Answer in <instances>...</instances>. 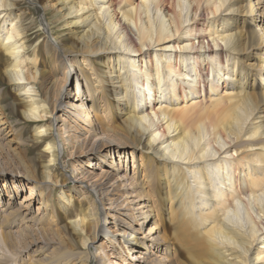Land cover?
<instances>
[{"label": "bare ground", "instance_id": "obj_1", "mask_svg": "<svg viewBox=\"0 0 264 264\" xmlns=\"http://www.w3.org/2000/svg\"><path fill=\"white\" fill-rule=\"evenodd\" d=\"M53 1H42V8L63 20L65 31L53 43L62 57L68 58L69 67L61 71L54 63L52 79L44 75L46 83L36 90L34 84L41 70L35 58L25 52L22 20L20 14L13 13L17 1L0 0V51L10 58V67L1 70L0 76L12 85L23 119L33 123L31 141L34 145L44 142L40 153L46 156L42 164H35L27 159L25 150L9 156L10 166L0 165L4 180L24 183L30 190L23 197L27 209L36 200L35 195L41 198L38 215H21L23 228L34 227L30 231L36 232L52 222L47 208L50 185L57 183L52 167L61 163L53 134L55 122L61 121L59 113L73 116L71 122L91 124L92 143L85 151L80 132L69 140V148L79 146L85 157L93 155L96 160L94 156L102 151L106 152L101 158L109 157L114 147L126 146L130 151L146 150L153 161L137 163L138 174L142 165L145 168L143 178L132 189L135 175L127 177L118 162H111L113 166L98 173L109 181L113 178V182L125 179L130 186L119 184L121 190L129 189V193L124 192L128 200L113 202V198H106L104 183L96 189L93 183L97 178L90 181L92 167L91 171L76 169L75 180L74 171L63 177L78 182L75 192L79 196L93 193L97 197L91 198L100 204L96 220L90 208L79 207L80 212L68 222L79 238L81 251L71 248L54 252L48 246L51 242L36 246L39 241L33 238L28 243L31 246L23 249L27 252L34 247L32 253L38 258L32 264H90L97 259L100 264H173L148 252L155 246L157 250L161 247L166 256L171 254L169 241L173 238L159 233L157 218H153L151 228L146 227L153 207L148 203L145 184L155 174L159 185L166 183L168 187L160 203H169L170 212L183 224H190L192 234L199 235L197 240L193 236L191 239L203 259L191 252V264H264V6L259 5L264 0ZM238 22L250 24L252 29H237ZM96 59L102 62L101 66L97 62V70L93 67L88 72V68L77 67L87 85L89 105L80 99L74 103L73 98L65 104L64 86L72 72L68 68L76 73L75 64L82 61L90 65ZM252 59L257 62L247 63ZM60 74L64 83L51 111V105L47 106L34 91H49ZM252 74L251 82L247 79ZM100 98L117 106V118L122 123L119 135H114L109 125L101 129L108 118L105 112L99 114L104 110L98 105ZM81 106L83 116L77 112ZM1 109L0 126L4 130L7 122ZM11 131L4 133L10 136L8 142L14 141ZM14 143L16 147L18 143ZM154 163L160 166L156 168ZM59 167L65 171L62 165ZM11 204L7 201L0 208V243L9 219L15 216ZM240 214L246 223L236 220ZM128 217L137 224H128ZM99 239L109 243L108 252L107 246L94 248ZM186 247L190 248L189 244ZM0 251V264H16L4 248ZM147 252L155 259H148Z\"/></svg>", "mask_w": 264, "mask_h": 264}, {"label": "rangeland", "instance_id": "obj_2", "mask_svg": "<svg viewBox=\"0 0 264 264\" xmlns=\"http://www.w3.org/2000/svg\"><path fill=\"white\" fill-rule=\"evenodd\" d=\"M16 1L17 3L15 6V9L13 10V13L20 14L19 16L21 17V20H22L23 31L26 36V44H27L25 52L31 57H33V59L35 58L36 66L39 70H41V76L38 78V80L34 84L36 90H39V89L41 90L40 84L43 85L44 83H46V79L43 78V76L47 75L49 76L50 79H52L51 69L53 68L52 66L55 65L54 63H57L61 71L65 69L66 66L69 67L68 65L69 62L66 60L68 58H63L61 55V52L59 51V47H57L55 43H53L54 40H58V38L61 37L60 36L61 32L65 31L64 23H63V20L59 19L56 16V14H53L52 12H50L49 14H46V12L42 8V1L54 2L53 0H16ZM259 5L264 6V3H260ZM235 27L241 30L242 29L243 30L252 29L250 24L245 25L241 22L236 23ZM64 36H66V34ZM49 43L51 44L50 47L48 46ZM49 49L51 52L47 53ZM9 62H10V58L8 56H5L0 51V75L2 73L1 70H5L6 68L10 67ZM81 62L82 61H80V63L78 64H75V68H76L75 70L77 74L75 73L74 68L73 69L68 68L69 71L72 70V72L70 75H68V79L64 86L66 93L62 97V100H64L65 104L69 100L70 102L74 100V103H75L76 99H80L83 103H86L89 105L90 96L87 93L88 92L86 89L87 85L84 83L83 78H81L80 72L77 70V67L88 68L86 71L89 72V70H92L91 68L93 67L95 68V70H97L98 66L99 65L101 66L102 62L99 59L91 61L90 65H84V64H81ZM97 62H100L98 66H97L98 64ZM256 62H257V59H252V60H249L247 63L255 64ZM61 78H62V74H60L59 79H57L52 84L49 91H43V90L34 91L35 93L38 94V97L46 103L47 106L51 105L52 103H55L58 100L59 94H60L59 91L64 83V81L62 82ZM252 79H253V74L247 80L252 82ZM5 83H7V79L6 78L3 79L0 76V108H2L1 110L3 113V117H4L3 119L7 122L6 123L7 125L5 124L7 129L3 130L2 129L3 126L2 125L0 126V129H1L0 130V165L6 164L10 166L9 160H8L9 156L11 154H15V153L17 154V152L19 153L24 152L25 150H26L25 154H26L27 159L32 160L35 164H42V162H44L46 159V156H42L40 153V150L43 148L44 142L34 145L33 141H31V134L34 129L33 123L28 121V119H23L22 114L20 112V109L22 108V106L21 104H18L17 101H15L16 99H15L14 91L12 90V85L8 83L5 84ZM252 90H256V89H252ZM98 97H100L99 94H98ZM71 98H73V100ZM48 99L50 100V104L48 103ZM112 104H113L112 101L106 100L104 98L102 99L100 98V103L98 105H103L102 109L104 110L100 112L99 114H103L105 112L108 118L107 120L104 119L105 125H103L101 129H104L106 126L109 125V129L115 133L114 135H119L122 132L121 131L122 123L117 118V115H118L117 110H116L117 106H114V104L113 105ZM50 110L53 111L52 105H51ZM77 112L82 114L83 116V107L81 106ZM58 115H60L61 121L55 122V124L57 123V125L55 126L57 131L54 129L53 134L54 136H56V139H57V147L60 153L61 163L59 165L56 164L55 166L52 167L53 168L52 169L53 178H55L57 183L54 185H50L51 189L49 191V195L47 193V195L49 196L48 204H50V206L47 208L48 209L47 211L51 213V216H52L51 223L42 225L41 228L37 230L36 232L30 231L34 227L31 228L30 226H28V227L23 228L24 223H22L23 221L21 220V215H24V216L26 215L28 217H31L32 215H38L40 210L39 209L37 210V202L41 198L35 195L36 200H34L32 205H30L29 209H27V206H26L27 202L23 201V197L29 194L30 190L28 189V187H26L24 183H19L17 181H14L15 184H13L10 181L4 180L1 176V172H3V170L0 169V208L3 207V204L6 203L7 201H11L12 203L11 207L16 209L14 210V215L16 217L12 216V219H9V225H8L9 227H6L3 231L4 235L2 236L0 248H4V250H6L8 254L12 255L15 258L14 260L16 261V264H32L33 261L38 258V255H35V253H32L31 249L34 248L33 246L30 250L28 248L27 252H23L24 246L30 245L28 243H30L33 238L39 241L38 244H36V246L38 245L43 246L44 243H46L47 241L49 243L51 242L48 246H50L49 249L50 250L53 249L54 252H60L65 249H71V248H75V250H80V251L82 250L81 245L77 246L79 238L73 235V233L71 232V229L68 226V222L70 219H73L80 212L79 207L81 210L82 208L83 209L90 208V212L92 213L94 221H95L97 217V213H95V211L97 209V205L99 208L100 204L96 202L93 203L92 201L93 198L97 200V197H95L93 193H90V194L87 193V194L79 196L77 192H75V189H76L75 185L78 184L77 181H74L75 178H77V175L75 174L76 169L85 168L91 171V167H92V170L94 169V172L90 174V181L97 178L93 183V185H96V187L98 186V184L104 183L109 193V194L108 193L106 194V198L111 197L113 198V202H114L119 199H124V200L129 199L128 195L125 194L126 193L125 191L129 193V189L121 190L120 185L123 183L126 185L128 184V186L130 185L128 182H124L126 181L125 179L121 180L120 182H113L114 179L112 178L109 181V179H107L106 177H102L103 176L102 174L100 175L98 174L100 173V170H102L103 168H107V166L109 165L113 166L111 162H114V164L118 162L119 167L121 166L120 167L121 172L126 170L127 177L129 175L136 176V177L134 176V179H133L134 182L131 184L132 186L130 187L132 189L134 186H136L137 184L136 181H138V179L143 178V176L141 175L143 174L144 172L143 169L145 168V166H143L145 165L143 164V162L147 163V162L153 161V159L151 158V155L145 153L146 150L138 149V151L137 150L130 151L131 149L127 148L126 146L124 147L121 146L122 148L114 147V151L108 152L109 157L108 156H106L105 158L100 157L106 151H102L100 156L95 155L96 157L94 156V158H96V160L93 159V155H89L88 157H85L84 151L85 149L89 148L92 143L91 124L86 123L84 121L83 122L82 121L71 122V119H73V116L69 117L70 118L69 119L67 115L65 114L63 115L59 113ZM53 116L54 115H52V117ZM9 129L12 130L11 132H9V134H12L14 141L8 142L7 140L10 138V136L5 137L4 133L8 132ZM77 132L78 133L80 132L81 134L82 140L80 144L83 145L84 151L83 150L81 151V148L79 146L76 148H69V140L72 139L74 136H76ZM62 137L64 138V141L61 139ZM15 141L18 143L16 144L17 145L16 147L14 143ZM67 142H68V145H67ZM99 149L101 150V148ZM6 159L8 162L6 161ZM140 161L142 162L143 165H142V170L140 169L141 171L138 174L137 170L139 169H137V163H140ZM154 164H156L155 166L156 168L160 166L159 163H154ZM60 165L64 167L65 171H62L60 169L59 167ZM97 166L99 167V170L96 169ZM155 167H153L152 170ZM16 172L17 171H15L14 174L20 175L19 173H16ZM71 172L74 175V180H63V177H67ZM137 175L140 177L137 178ZM155 176L156 174L152 175L153 177L151 178L152 181L150 179V182L149 183L147 182L148 184H145L146 194L149 197L148 200L150 201L148 203L149 204L152 203V207H153L152 208L153 213L150 212L152 218L147 219L148 222H147L146 227L151 228L153 225L152 224L153 218H157L155 219V221L158 224L159 233L161 235L167 234L169 237H173L171 239L174 241L172 240H171L172 242L169 241L172 249H170L171 254L167 256L164 254L163 251H160L161 247H159L157 250V247L154 246V248L152 247V250H149L148 252L157 254L155 256L165 259L164 260L165 263H166V260L169 259V261H171L173 264H189L190 263L188 260V257H190L189 253L194 252V251H195L194 253L197 255V258L203 259L202 256L199 254L201 250L194 249V245H195L194 241L197 238V236H199L198 233L195 234L194 232V234H192L194 231V230L191 231L193 227H191V225L186 222H184L183 224V222L176 217L177 214L175 215V213L170 212L169 203H166V202L160 203V200H161L160 198L167 191L168 187L166 183L160 182V185H159V183L157 182L159 177H155ZM13 179L15 180V178ZM41 179L42 178L39 177V180ZM119 187L120 189H117ZM98 188L99 187H97L96 189ZM83 191L81 190L79 192L83 193ZM116 192L117 194H114ZM9 195H11L10 198L8 197ZM113 195L115 197H112ZM80 202L84 203V205L79 204ZM106 212L109 213L111 211L106 210ZM155 212H156V215L154 214ZM128 213L130 214V217L133 216V212L129 211ZM19 215H20V218H19ZM109 220L110 219L108 218V221ZM129 220L130 218L128 217V219L126 220L128 224H132V226H135V224H137V222L133 223V219L132 221L131 220L129 221ZM236 220L242 224L246 223L242 214H240ZM26 224H29V222L25 221V225ZM109 225L111 226V224ZM141 226L142 225H140L139 227ZM202 229L203 228L199 230L202 231ZM182 230L184 234L186 231L188 235L187 234L184 235L182 233ZM189 230L190 232L188 233L187 231ZM113 231L116 232V229H114ZM186 238L188 239V243H187ZM103 241H104L103 239H99L94 243L93 246L94 248L95 246L96 247L104 246V248L107 246L105 250L108 252V250L110 249L109 243L105 241L103 242ZM190 241H193L194 243L192 242V244H190L191 243ZM186 244L187 245L189 244L190 248H187ZM94 248L92 247L91 249L94 250ZM174 249H175V252L177 251L176 253L173 252ZM111 251L114 252L113 247ZM152 253L150 254L148 253V257H147L148 259H151V257L155 259L154 255H151ZM173 253L176 255H174ZM110 259H113V258L110 257ZM90 264H100V263L98 262V259H97V260H92Z\"/></svg>", "mask_w": 264, "mask_h": 264}]
</instances>
